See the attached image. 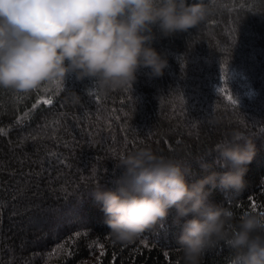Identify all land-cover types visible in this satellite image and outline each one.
I'll use <instances>...</instances> for the list:
<instances>
[{
	"label": "trees",
	"instance_id": "16d2710c",
	"mask_svg": "<svg viewBox=\"0 0 264 264\" xmlns=\"http://www.w3.org/2000/svg\"><path fill=\"white\" fill-rule=\"evenodd\" d=\"M205 3L196 28L156 31L153 47L168 61L160 77L139 69L131 85L108 91L71 75L60 87L0 88V264H180L174 244L191 215L172 208L132 244L113 245L89 194L98 181L115 191L114 162L139 147L190 166V182L217 173L209 199L237 217L264 209V0ZM66 88L78 103L64 102ZM49 97L53 105L33 108ZM233 131L256 149L239 193L219 186L226 169L214 151ZM232 255L222 241L201 264H231Z\"/></svg>",
	"mask_w": 264,
	"mask_h": 264
},
{
	"label": "clouds",
	"instance_id": "9594fccd",
	"mask_svg": "<svg viewBox=\"0 0 264 264\" xmlns=\"http://www.w3.org/2000/svg\"><path fill=\"white\" fill-rule=\"evenodd\" d=\"M207 14L205 0H0V88L29 92L71 75L108 91L131 85L139 69L160 77L168 61L153 47L156 31L163 37L187 32ZM79 100L66 88L65 103ZM230 136L214 148L226 169L219 186L239 193L256 149L242 133ZM114 166L121 169L116 190L98 181L89 192L101 205L113 245L132 244L175 208L178 217L192 216L175 240L180 264H201L206 250L222 241L232 250L231 264H264V217H237L210 200L217 173L190 182V166L148 146L120 155Z\"/></svg>",
	"mask_w": 264,
	"mask_h": 264
},
{
	"label": "snow or ice",
	"instance_id": "6c2138e0",
	"mask_svg": "<svg viewBox=\"0 0 264 264\" xmlns=\"http://www.w3.org/2000/svg\"><path fill=\"white\" fill-rule=\"evenodd\" d=\"M222 71H225V73H226V69H222ZM55 83H56V85H57L58 87H60L62 84H64L63 81H56ZM39 87H40V86L36 87V88L33 89V90H39ZM229 99H231V97H229ZM233 102H234V101H233ZM41 104L51 106V105L54 104V100H53V98H51V97L46 98V99H43V100H37L36 103L33 105V108L35 109L38 105H41ZM25 115H28V114L26 113ZM18 122H19V121H18ZM256 210H257V209H256V205H253V206H252V211L255 212ZM258 213H259L262 217H264V209H261ZM77 235H79V233H77ZM141 240H143V237H142V236H141ZM57 247H58V248H62L63 245H58ZM99 247H100L101 249H103L104 245H103V244H100ZM55 251H56V249H53V253H54ZM103 254H104V253L101 252V255H103ZM166 255H167V253H166ZM175 264H179V261H176Z\"/></svg>",
	"mask_w": 264,
	"mask_h": 264
}]
</instances>
